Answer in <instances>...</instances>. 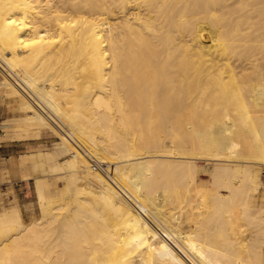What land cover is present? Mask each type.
Wrapping results in <instances>:
<instances>
[{"label": "bare ground", "instance_id": "bare-ground-1", "mask_svg": "<svg viewBox=\"0 0 264 264\" xmlns=\"http://www.w3.org/2000/svg\"><path fill=\"white\" fill-rule=\"evenodd\" d=\"M0 63L74 139L19 155L0 264H264V0H0Z\"/></svg>", "mask_w": 264, "mask_h": 264}, {"label": "rangeland", "instance_id": "rangeland-1", "mask_svg": "<svg viewBox=\"0 0 264 264\" xmlns=\"http://www.w3.org/2000/svg\"><path fill=\"white\" fill-rule=\"evenodd\" d=\"M137 12L138 9L132 10ZM224 62L221 60L220 63ZM6 75L12 80V84H8L6 80ZM13 77V78H12ZM16 75H11L8 73L7 69L0 63V91L5 95L6 99L9 103H6L7 111L6 116L12 117L14 115H21L19 118V126L22 132V136L18 141H12L10 144L5 145V148L1 151L3 154L2 157L7 160L10 164H14L13 170L7 173L5 176L1 175L0 171V211L8 205H16L19 208L20 216L23 222L29 221L33 217L41 216V204L37 191V182L36 177L33 175L26 176L24 178L20 177L19 174V165L14 162V157L20 154H29L32 155L35 152V148L42 146L44 149H53L58 146V142L61 139V134H66L71 140L70 135H68L67 130L60 126V122L57 119L52 123V126H40L36 124V121L33 119V111L32 109L23 108L17 103L18 101H22L23 97L18 98L16 95L18 94L17 88L13 84H19L18 79H16ZM5 79V80H4ZM15 80V81H14ZM3 81V82H2ZM17 81V82H16ZM17 106L20 110L17 109ZM38 111H35V113ZM38 114V113H36ZM8 118V117H7ZM57 121L59 122L57 124ZM56 122V123H55ZM53 126H58L57 129ZM62 129V130H61ZM74 141V139L72 140ZM38 144V146H37ZM81 148V147H80ZM83 151V148H81ZM87 153V156L90 158V161L94 167L98 169V171L111 183L113 179L111 177V166L117 165L119 160H111V161H100L99 159H94L91 157L90 151H84V154ZM93 154V153H92ZM59 159L63 158L61 154L57 155ZM202 157V158H201ZM200 158H194L197 163H209L211 160H214L213 157L201 156ZM213 158V159H212ZM42 176L50 182V188L48 194L55 198L58 196V191L56 189L55 181L56 175L50 171H44L41 173ZM207 173L202 172L200 174L201 177L205 178ZM261 174L262 179L264 181V164H261ZM115 185V184H114ZM119 188V187H118ZM123 192V191H122ZM125 194V193H124ZM140 211H143L140 209ZM143 214L145 213L142 212ZM173 210L167 212V215L170 217H174L175 215ZM147 218V214L144 215ZM149 218V219H148ZM148 220L151 221V217L148 216ZM153 224L155 223L153 220L151 221Z\"/></svg>", "mask_w": 264, "mask_h": 264}, {"label": "crops", "instance_id": "crops-1", "mask_svg": "<svg viewBox=\"0 0 264 264\" xmlns=\"http://www.w3.org/2000/svg\"><path fill=\"white\" fill-rule=\"evenodd\" d=\"M6 103L9 102L6 99L5 95L2 94L0 91V171H1V175L3 176H5L7 173L13 170L14 164L12 163L10 164L7 160L4 159L2 157L3 154L1 153V151L5 148V145L10 144L12 141H18L22 136V132L19 126L20 124L19 118L21 115H14L12 117L6 116V111H7ZM17 103L19 104V108H20L21 102L17 100ZM19 108L17 106L18 110L21 109ZM13 157H14V162L16 159V162L18 163L19 155Z\"/></svg>", "mask_w": 264, "mask_h": 264}]
</instances>
